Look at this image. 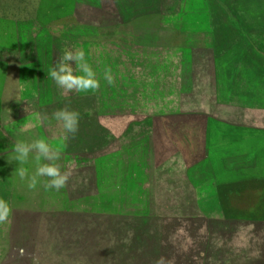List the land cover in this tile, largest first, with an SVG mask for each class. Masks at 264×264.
<instances>
[{
  "label": "rangeland",
  "instance_id": "obj_1",
  "mask_svg": "<svg viewBox=\"0 0 264 264\" xmlns=\"http://www.w3.org/2000/svg\"><path fill=\"white\" fill-rule=\"evenodd\" d=\"M64 51L95 95L51 79ZM136 62L146 91L110 95ZM37 139L59 191L14 160ZM0 202V264H264V0H0Z\"/></svg>",
  "mask_w": 264,
  "mask_h": 264
},
{
  "label": "clouds",
  "instance_id": "obj_2",
  "mask_svg": "<svg viewBox=\"0 0 264 264\" xmlns=\"http://www.w3.org/2000/svg\"><path fill=\"white\" fill-rule=\"evenodd\" d=\"M69 61L79 62L80 75L74 74L73 67ZM51 79L57 86L67 89L69 91L75 89L77 92H87L95 90L99 87V82L95 78V72L85 62L84 53L77 51H64L63 54L56 61L49 73ZM105 78L109 83L112 77L109 71H106ZM57 121L62 122L63 128L66 133L74 134L78 130L79 115L74 111L61 109L54 114ZM35 152V161L37 164L35 175L31 178L29 188H35L37 185V177H47L48 181L45 183L46 189H55L59 191L66 184L68 179L66 174H62L58 165L54 162L60 157L59 146L53 147L44 139H37L32 143L23 141L17 142L14 146V160L18 164H26L29 161L30 153ZM42 161H47L43 163ZM21 178L25 176V170L19 169ZM5 208L3 202H0V209ZM0 219H4L0 216Z\"/></svg>",
  "mask_w": 264,
  "mask_h": 264
},
{
  "label": "crops",
  "instance_id": "obj_3",
  "mask_svg": "<svg viewBox=\"0 0 264 264\" xmlns=\"http://www.w3.org/2000/svg\"><path fill=\"white\" fill-rule=\"evenodd\" d=\"M161 19H163V18H161ZM164 25H168V24H164ZM168 63V62H167ZM142 65V63H140V62H136V63H131V65L129 64V65H125V66H123L122 64L120 65V68L121 69H123V67H124V69L126 70V71H124V76L122 75L121 77H120V83H119V88L117 87V86H115L114 87V89H112L110 92H109V94L110 95H112V94H115L116 96L117 95H119L118 97H116L117 99H120V100H125L126 99V97H124V95H126V93H130V94H133L134 95V98L135 99H137V97L136 96H138V95H140V94H142V93H144L145 91H146V87L149 85V84H145L144 86H142V82H140L139 81V78H140V72L138 71V70H141V66ZM160 68H169L168 66H166V67H158V69H160ZM194 68V67H193ZM193 68H192V70H193ZM170 69V68H169ZM195 69V68H194ZM166 72H164L163 74L164 75H166L165 74ZM129 74V75H128ZM128 75V76H127ZM143 75H145L146 77H150V78H153V76H157V78H161V74H158L157 75V73H151V74H143ZM169 76L171 77L172 76V74L171 73H169ZM192 77H193V79H195L196 78V76H195V72L193 71V73H192ZM163 78V77H162ZM128 79H130L129 80V83H127L126 81L128 80ZM162 84H160V87L158 88V90L161 92V91H163L165 94L166 93H171L173 90H172V83H166V84H164L163 86H161ZM163 87V88H162ZM192 87H194V85H192ZM193 89V88H192ZM148 91L149 92H154V88H153V86H152V88H149L148 87ZM92 92L94 93V95H95V92H96V89L95 90H92ZM92 92H88V94L89 93H92ZM97 93V92H96ZM148 93V92H147ZM133 98V97H132ZM133 98V99H134ZM108 99H113V97L112 96H110ZM138 99H139V97H138ZM183 114H185L186 115V113H183ZM183 114H180V115H183ZM110 115V114H109ZM112 115V114H111ZM114 115V114H113ZM113 115H112V117H113ZM116 116H124L123 114H115ZM179 114H166V115H154V116H178ZM115 116V117H116Z\"/></svg>",
  "mask_w": 264,
  "mask_h": 264
},
{
  "label": "water",
  "instance_id": "obj_4",
  "mask_svg": "<svg viewBox=\"0 0 264 264\" xmlns=\"http://www.w3.org/2000/svg\"><path fill=\"white\" fill-rule=\"evenodd\" d=\"M36 251L35 250H33V253H35Z\"/></svg>",
  "mask_w": 264,
  "mask_h": 264
}]
</instances>
